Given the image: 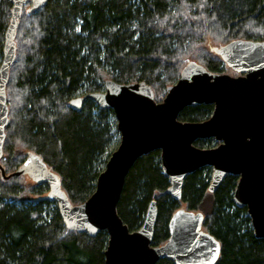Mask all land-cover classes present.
Wrapping results in <instances>:
<instances>
[{
    "label": "trees",
    "instance_id": "trees-1",
    "mask_svg": "<svg viewBox=\"0 0 264 264\" xmlns=\"http://www.w3.org/2000/svg\"><path fill=\"white\" fill-rule=\"evenodd\" d=\"M11 8L12 0H0V63ZM26 9L6 84L9 121L1 165L8 175L28 152L38 154L72 205L92 195L120 137L112 110L85 98L73 111L70 100L102 92L106 80L143 82L159 98L189 61L225 73L228 67L210 48L264 41V0H48L32 14ZM212 111L211 105L187 107L178 120L201 122ZM211 174L207 167L189 174L176 201L167 194L159 151L150 152L129 170L117 214L136 231L155 201L151 246L158 247L169 237L174 212H200L203 230L220 245L215 264H264V238L255 237L246 208L233 202L238 177L227 175L209 193ZM47 192L46 184L0 177V264H105L107 234L67 231L56 204L39 200Z\"/></svg>",
    "mask_w": 264,
    "mask_h": 264
},
{
    "label": "water",
    "instance_id": "water-1",
    "mask_svg": "<svg viewBox=\"0 0 264 264\" xmlns=\"http://www.w3.org/2000/svg\"><path fill=\"white\" fill-rule=\"evenodd\" d=\"M47 2L12 0L0 63L1 179L27 177L35 184H46L48 192L39 200L56 204L67 231L92 237L105 232V264H156L163 258L174 264H215L220 245L203 230L200 212H174L168 222L169 237L158 247L151 246L157 217L155 201L148 205L143 224L136 231H129L117 214L129 170L138 158L159 151L161 171L169 181L167 194L176 201L181 199L184 179L198 169L212 168L209 193L227 175L237 176L233 202L246 208L255 237L264 238V41L234 40L210 48L226 67L241 75L211 73L189 61L160 102L154 101L151 88L143 82L120 84L112 80L103 83L102 92L70 100L68 106L73 111L85 98L101 109L112 110L120 137L97 177L94 192L83 203L69 202L58 176L34 152H28L13 173L5 174L1 159L9 121L6 84L15 60L14 38L24 7L32 14ZM202 104L213 107L208 119L178 120L184 108ZM210 139L218 146H195L196 141Z\"/></svg>",
    "mask_w": 264,
    "mask_h": 264
},
{
    "label": "rangeland",
    "instance_id": "rangeland-1",
    "mask_svg": "<svg viewBox=\"0 0 264 264\" xmlns=\"http://www.w3.org/2000/svg\"><path fill=\"white\" fill-rule=\"evenodd\" d=\"M196 62V61H195ZM196 63H198V64H200L199 62H196ZM202 66V65H201ZM223 74H227V75H230V76H233V77H236V76H239V75H241V74H238V73H236V72H234V71H232L231 69H227L226 71H225V73H223ZM165 95V94H164ZM164 95L163 96H160L159 98H154V101H156V102H160V101H162V99L164 98ZM211 116V115H210ZM205 141V140H204ZM214 141V140H213ZM119 143V142H118ZM118 145V144H117ZM117 145L115 146V147H112L111 148V150H110V154H111V152L112 151H114L115 149H116V147H117ZM218 146V143L217 142H215L214 141V143L213 144H208V145H205L204 147H198V148H204V149H208V148H215V147H217ZM197 147V146H196ZM207 168H209V169H211V172H212V168L211 167H207ZM13 173V172H12ZM22 180H23V182H25L26 184L27 183H33L29 178H27V177H22ZM183 209V208H182Z\"/></svg>",
    "mask_w": 264,
    "mask_h": 264
}]
</instances>
